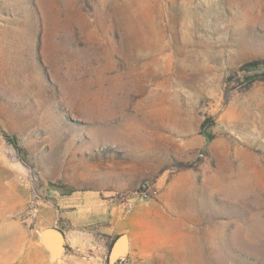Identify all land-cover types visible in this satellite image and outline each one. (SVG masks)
<instances>
[{
    "label": "rangeland",
    "instance_id": "obj_1",
    "mask_svg": "<svg viewBox=\"0 0 264 264\" xmlns=\"http://www.w3.org/2000/svg\"><path fill=\"white\" fill-rule=\"evenodd\" d=\"M263 72L264 0H0V264H264Z\"/></svg>",
    "mask_w": 264,
    "mask_h": 264
},
{
    "label": "water",
    "instance_id": "obj_2",
    "mask_svg": "<svg viewBox=\"0 0 264 264\" xmlns=\"http://www.w3.org/2000/svg\"><path fill=\"white\" fill-rule=\"evenodd\" d=\"M41 238L51 257H54L62 250L64 234L60 229L56 227H46L41 232ZM127 250V235L125 233L119 234L108 250V259L114 260L118 256L125 255Z\"/></svg>",
    "mask_w": 264,
    "mask_h": 264
},
{
    "label": "crops",
    "instance_id": "obj_3",
    "mask_svg": "<svg viewBox=\"0 0 264 264\" xmlns=\"http://www.w3.org/2000/svg\"><path fill=\"white\" fill-rule=\"evenodd\" d=\"M81 202L77 213L72 216V223L88 224L96 220H107L111 217L112 211L107 210L108 205L98 201L96 195L90 194L87 191L79 193Z\"/></svg>",
    "mask_w": 264,
    "mask_h": 264
},
{
    "label": "built area",
    "instance_id": "obj_4",
    "mask_svg": "<svg viewBox=\"0 0 264 264\" xmlns=\"http://www.w3.org/2000/svg\"><path fill=\"white\" fill-rule=\"evenodd\" d=\"M153 186L154 184L152 182H149L147 186L138 188L136 192L137 198L140 200H147L151 196ZM121 206L123 213L127 214L133 210L134 202L132 201V199H127L121 203Z\"/></svg>",
    "mask_w": 264,
    "mask_h": 264
},
{
    "label": "trees",
    "instance_id": "obj_5",
    "mask_svg": "<svg viewBox=\"0 0 264 264\" xmlns=\"http://www.w3.org/2000/svg\"><path fill=\"white\" fill-rule=\"evenodd\" d=\"M260 62H261V61L258 60V59L251 60V61L246 62L241 68H243V69L257 68V67L259 66ZM257 76H258L259 78H263V77H264V72L261 73L260 75H257ZM258 77H256V78H258ZM3 134H4V133H3ZM5 136L7 137L8 141L14 146V148H15L17 151H19L20 147L17 145V143H16V141H15V138L12 137V136H9V135H5ZM116 237H117V235L114 236V237L111 239V241H110V243H109V247H110V245L112 244V242L114 241V239H115Z\"/></svg>",
    "mask_w": 264,
    "mask_h": 264
},
{
    "label": "bare ground",
    "instance_id": "obj_6",
    "mask_svg": "<svg viewBox=\"0 0 264 264\" xmlns=\"http://www.w3.org/2000/svg\"><path fill=\"white\" fill-rule=\"evenodd\" d=\"M143 186H146V184H143Z\"/></svg>",
    "mask_w": 264,
    "mask_h": 264
}]
</instances>
